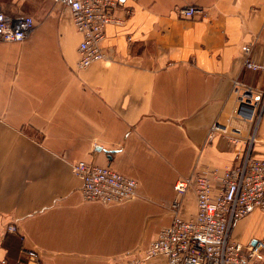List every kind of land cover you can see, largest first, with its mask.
<instances>
[{
	"label": "crops",
	"instance_id": "1",
	"mask_svg": "<svg viewBox=\"0 0 264 264\" xmlns=\"http://www.w3.org/2000/svg\"><path fill=\"white\" fill-rule=\"evenodd\" d=\"M190 6L200 12L182 17ZM0 7L35 22L27 40L0 43V264L28 251L37 264H168L147 250L174 218L176 182L221 175L248 150L264 158V111L257 123L239 101L246 89L264 96V0H129L131 17L119 10L125 24L106 29V60L86 70L66 6ZM80 161L136 180L137 196L86 201ZM181 212L196 215L194 191ZM263 217L239 220L233 238L263 239Z\"/></svg>",
	"mask_w": 264,
	"mask_h": 264
},
{
	"label": "built area",
	"instance_id": "2",
	"mask_svg": "<svg viewBox=\"0 0 264 264\" xmlns=\"http://www.w3.org/2000/svg\"><path fill=\"white\" fill-rule=\"evenodd\" d=\"M66 6L74 26L81 35L77 68L86 70L93 64L106 60L104 42L110 25L122 26L125 20L117 18L122 10L131 17L133 10L129 0H55ZM200 12L190 6L180 9L184 18H192ZM35 29L31 16L12 17L0 7V43H21ZM249 54L250 49L247 48ZM246 67L253 71L260 66L246 59ZM241 112L251 120L260 122L264 111L263 94L255 95L246 89L241 97ZM73 173L83 182L82 194L88 202L112 205L126 202L138 194V182L117 172L112 166H99L80 161L72 165ZM177 199L173 204L174 218L163 228L148 250V257L162 256L168 264H251L264 260L263 241L248 246L233 238L236 223L258 211L264 214V158H256L251 150L245 154L239 166L226 169L221 175L195 173L175 184ZM194 191L197 213L185 219L181 208L186 195ZM8 231L17 232L16 226ZM39 255L28 251L27 258L17 264H37Z\"/></svg>",
	"mask_w": 264,
	"mask_h": 264
},
{
	"label": "rangeland",
	"instance_id": "3",
	"mask_svg": "<svg viewBox=\"0 0 264 264\" xmlns=\"http://www.w3.org/2000/svg\"><path fill=\"white\" fill-rule=\"evenodd\" d=\"M263 218H264V217H263ZM261 241H263V243H264V238L261 239ZM262 255H263V258H264V250H263V252H262ZM261 263L264 264V260H262Z\"/></svg>",
	"mask_w": 264,
	"mask_h": 264
},
{
	"label": "water",
	"instance_id": "4",
	"mask_svg": "<svg viewBox=\"0 0 264 264\" xmlns=\"http://www.w3.org/2000/svg\"><path fill=\"white\" fill-rule=\"evenodd\" d=\"M255 243H256V242H255ZM255 243H254V244H255Z\"/></svg>",
	"mask_w": 264,
	"mask_h": 264
}]
</instances>
